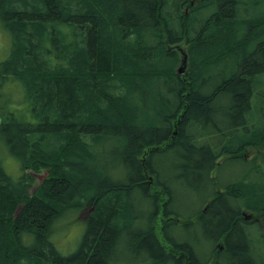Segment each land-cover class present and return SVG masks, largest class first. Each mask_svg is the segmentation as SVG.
<instances>
[{
	"label": "trees",
	"instance_id": "trees-1",
	"mask_svg": "<svg viewBox=\"0 0 264 264\" xmlns=\"http://www.w3.org/2000/svg\"><path fill=\"white\" fill-rule=\"evenodd\" d=\"M215 1L218 12L199 29ZM256 3L0 0L11 37L0 88H19L13 104L0 89V264H264V181L260 192L242 176L228 191H203L188 216L169 208L165 183L183 180L191 191L212 183L239 147L236 159L264 173V145L255 143L264 135V12L243 14ZM220 49L226 57L213 56ZM182 53L188 68L178 75ZM219 62L233 65L202 95L211 87L202 72ZM216 113L220 122L243 118L244 134L202 129ZM174 151L160 175L155 163ZM44 171L31 193L33 174ZM70 208L88 213L77 250L63 256L51 226ZM179 227L196 232L191 242L173 233Z\"/></svg>",
	"mask_w": 264,
	"mask_h": 264
},
{
	"label": "rangeland",
	"instance_id": "rangeland-1",
	"mask_svg": "<svg viewBox=\"0 0 264 264\" xmlns=\"http://www.w3.org/2000/svg\"><path fill=\"white\" fill-rule=\"evenodd\" d=\"M194 3H196L195 1H193ZM193 3V5H194ZM211 7L203 10L200 14V23H198L197 27L200 29L201 28V23L203 24L205 19L207 18V16H211ZM10 44H11V37L9 35V33L7 31H5L3 29V27L0 24V61H2L6 55L8 54L9 50H10ZM186 51V50H185ZM185 55V53H183ZM183 56V55H182ZM187 57V56H186ZM226 64V63H221L219 62L218 64H215V66L212 67L213 72L212 75H207L204 77H207V83L211 86V88L216 85L218 82H220V79H218L220 77V75H227V73L229 72L231 66L233 64H228V66L226 68H224L222 65ZM231 65V66H230ZM177 68L179 70H183L186 71V69L188 68V64H187V58H186V62L183 60V58L181 57L179 59ZM225 73V74H224ZM208 76H210L208 78ZM203 78V77H202ZM0 89H6V90H10L11 95H10V104L16 103V100L18 101V87L17 85H12L9 87H1ZM264 94V93H261ZM5 98H8L7 95L5 96ZM253 101V100H252ZM226 107V106H225ZM254 111V108L251 109V111L248 113H252ZM255 113V112H253ZM246 114V115H248ZM258 115L253 114L252 117L253 119H256ZM212 128L207 127V131H210ZM216 142L218 141V138H215ZM173 153L171 154H167V155H163L161 158L159 159L158 163H155V168L160 170V175L164 174V170H161V166L160 164H163L165 162H174L173 157H172ZM230 163V162H229ZM227 163V165L225 166V168L223 170H221V168L219 167V173H220V180L224 181L225 176L226 177H231L232 174L236 173L238 171L237 169H233V163L231 162L230 164ZM5 164V163H4ZM221 164V162H220ZM6 167V170L9 174H11L13 176L14 170H15V163L12 162L9 159H6V165H4ZM218 167V166H217ZM46 172V171H44ZM42 175V173L40 174ZM174 177V175L172 176ZM175 181H177V183H175ZM165 182V181H164ZM225 182V181H224ZM167 185H169L170 190L173 193V199L171 201V203H169V208L173 211V212H177L182 216H188L192 213V211H194L196 208H198L201 205V200L203 198L202 194L203 191L200 190L199 188H197L194 191H191L189 189H184L181 186V183H183V180H173L171 182H165ZM138 201V202H137ZM137 203L135 202V208L141 212H144V209L142 208V198H137ZM74 212L71 211V214H73ZM88 213V208L87 209H83L80 214H78L79 216H74L72 215L71 217L68 216L70 214L69 212L63 213L60 216V220L55 224V226H53L52 229V238H51V242L53 243V245L55 246V248L57 249V251L63 255V256H67L73 252H75L80 244V240L84 231V223H83V219L85 218L86 214ZM182 223H180L181 225ZM136 227V226H135ZM196 230L199 231V228L196 227ZM181 230V235L183 236V238L181 240L186 239L188 242H191L192 239V235L195 234L196 232L191 230V228L188 227H184V228H176L174 229L173 233H176L178 231ZM175 235V234H174ZM205 247H199V250H203L204 251ZM201 255L203 253H200Z\"/></svg>",
	"mask_w": 264,
	"mask_h": 264
},
{
	"label": "bare ground",
	"instance_id": "bare-ground-1",
	"mask_svg": "<svg viewBox=\"0 0 264 264\" xmlns=\"http://www.w3.org/2000/svg\"><path fill=\"white\" fill-rule=\"evenodd\" d=\"M261 1L262 0H257V3H259V2L260 3L255 7L254 11H250L248 13H245V12L243 13V14H246L245 15V18H246V16L249 17V18H254L257 15H260V13H263L264 12V3H262ZM210 7H211L210 9L212 11L211 15H214V14H216L218 12V3L216 1L213 2ZM186 8H187V6L183 7V11ZM231 13L235 14V16H237L239 14V18L242 17V14L240 15L239 9L237 7H236V9L233 7ZM207 17H210V16H207ZM220 20H224V19H222L221 17H219V21ZM215 21L216 20H214V18H213L212 24H214ZM213 26L214 25H212V27ZM147 43H148L147 41L144 42V44H147ZM212 54H213V56H216V57L218 55L225 56V50L224 49H220L218 51H215ZM204 55L206 57L208 56V54H206V53H204ZM213 70L214 69H212V67L210 65V66H208V67L205 68V71H203L202 74L205 75V76H207V75H210L211 76L212 73H214ZM183 74H184V72L182 71L178 75H183ZM210 76H208V78ZM205 78H207V77H205ZM212 89L213 88H211V90ZM211 90L209 88V89H206V90L201 91L200 93L202 95H207ZM212 111H214V109H211L210 108L209 109V112H212ZM215 112H217V111H215ZM217 113H219V112H217ZM217 113H216V116L215 115L214 116H208L205 119L206 122H203L202 129L205 128L204 123L207 125V123L210 122L209 125H208V127L214 129L218 134L221 133V132L222 133H227L228 132V134L229 135H232V136L234 135L233 133L237 134L238 136L244 134L246 121H244L243 118H240V117H238V118L232 117V118H229V120H226L225 122H220L219 121V118L220 117L218 116ZM191 140L192 141L196 140V137H193ZM195 142L197 143V141H195ZM255 143H258L260 145H264V135L262 137H259L258 140L255 141ZM90 146H94V145L91 144ZM104 146L106 147V145H104ZM104 146L102 148H104ZM95 147H98V146H95ZM254 147H256V146H254ZM239 148H237L235 150H231V151H229V153L226 152L225 153L226 154L225 160L223 162H221V164H220V168H221V170H223L225 168V166L227 165V163H229V162L231 163L232 162L233 163V169H237L238 168V171L236 173L232 174L231 177H226L225 176V179H226V180H224L225 182L224 181H221L218 177H216L212 183H210V182L207 183L205 180L204 181L202 180V181H200L199 185H198V182H197L196 184L194 183L192 185V187L194 188L197 185V188H199L200 190H202L204 192L206 191V194L209 193L211 190H215V189H220L222 191H228L229 190L228 183L229 182H233V181L237 182V181H239L238 178L242 176L246 180L247 186H248V188L251 191L254 190V191L260 192V183L262 181H264V178H263L264 173L261 172L260 170L256 169L255 167H253V166H247L241 160L236 159L239 156V154H237V153L244 154V150H241V151L238 152ZM234 152H235V154H233ZM175 153L176 152L174 151L173 154H175ZM172 157H173V155H172ZM40 174L41 173H35V174H33V177H34V180L35 181H34L33 186L31 187V193L34 192V190L40 185V181H39L40 180V178H39L40 177ZM175 183H177V182H175ZM181 186L184 189L191 190L190 185H185V184L181 183ZM263 203H264V201H263ZM234 204H233V206H234ZM235 205H237V204H235ZM69 211H70V214L68 216L71 217L72 215L79 216L78 214H80V212L82 210H76V208H70V209H66L63 213H66V212H69ZM71 211L74 212V213L71 214ZM59 218L60 217H58L57 219H55V221L53 222V224L51 226L50 240L52 238V229H53V226H55V224L60 220ZM242 218H244L245 220H248L250 218V215L245 214ZM85 220H86V216L83 219V223H84ZM122 242H123V240L120 239V236L118 235L115 238V240L113 241V248H116V247L118 248L119 245L122 244ZM221 242H222V240H221ZM197 253L200 255V258H201V261H202V258H204L206 252L203 251V250H199V251H197ZM200 253H203V254L201 255ZM125 257H126L125 255L121 254V258L120 259L122 261H126L127 259Z\"/></svg>",
	"mask_w": 264,
	"mask_h": 264
},
{
	"label": "water",
	"instance_id": "water-1",
	"mask_svg": "<svg viewBox=\"0 0 264 264\" xmlns=\"http://www.w3.org/2000/svg\"><path fill=\"white\" fill-rule=\"evenodd\" d=\"M180 72H181V70H179V73H180ZM45 176H46V174H44V175H40V177H39L40 180H39V181L41 182Z\"/></svg>",
	"mask_w": 264,
	"mask_h": 264
}]
</instances>
